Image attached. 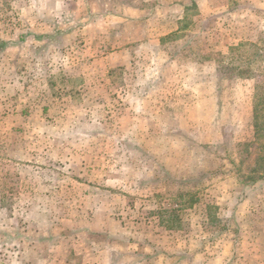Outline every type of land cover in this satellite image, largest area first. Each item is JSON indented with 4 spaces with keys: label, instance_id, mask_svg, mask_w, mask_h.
Segmentation results:
<instances>
[{
    "label": "rangeland",
    "instance_id": "obj_1",
    "mask_svg": "<svg viewBox=\"0 0 264 264\" xmlns=\"http://www.w3.org/2000/svg\"><path fill=\"white\" fill-rule=\"evenodd\" d=\"M232 1L0 0V264H264Z\"/></svg>",
    "mask_w": 264,
    "mask_h": 264
},
{
    "label": "trees",
    "instance_id": "obj_2",
    "mask_svg": "<svg viewBox=\"0 0 264 264\" xmlns=\"http://www.w3.org/2000/svg\"><path fill=\"white\" fill-rule=\"evenodd\" d=\"M195 8V4L186 7V11ZM252 126L254 128L255 144L259 149L257 159H264V82L257 89L252 104Z\"/></svg>",
    "mask_w": 264,
    "mask_h": 264
},
{
    "label": "crops",
    "instance_id": "obj_3",
    "mask_svg": "<svg viewBox=\"0 0 264 264\" xmlns=\"http://www.w3.org/2000/svg\"><path fill=\"white\" fill-rule=\"evenodd\" d=\"M246 1L247 0H236V3H235V1H232V7L235 6L234 4H237V6L240 7V4H243ZM249 1L253 2L255 4V6L258 8V11L254 12L253 15L254 14L259 15L260 20L261 19L263 20V18H264V0H249ZM260 30H261V31H259L260 36L256 40L255 46H256V49H258V52L264 53V45L262 44V41L264 39V31H262V29H260ZM236 46H237V44H236Z\"/></svg>",
    "mask_w": 264,
    "mask_h": 264
}]
</instances>
